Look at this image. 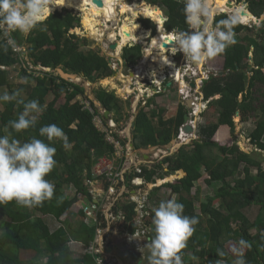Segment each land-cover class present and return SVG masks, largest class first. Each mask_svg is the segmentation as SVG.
<instances>
[{
  "label": "trees",
  "instance_id": "1",
  "mask_svg": "<svg viewBox=\"0 0 264 264\" xmlns=\"http://www.w3.org/2000/svg\"><path fill=\"white\" fill-rule=\"evenodd\" d=\"M147 1L148 4L164 8L167 18L164 29L167 32L188 30L181 0ZM240 2L247 4L248 11L255 18L262 16L264 0H238ZM223 16L224 14L216 16V19H222ZM143 17L151 19L148 15ZM147 25L149 24L142 22L143 27L147 28ZM79 26L78 17L69 12H56L25 38H21V33H15L16 43L19 46L26 44L27 58L32 61L31 65L50 68L53 70L51 73H28L21 53L14 52L12 47L7 53L0 51V89L5 87L9 93L15 91L9 78L16 73V76L26 82L17 88L22 90L20 98L25 101L36 99L46 106L39 116L36 128L15 134L16 138L21 142L33 135L44 139L38 136L39 127L56 124L63 129L72 145L71 148L64 149L62 141L50 142L57 149L54 157L57 164L45 177L55 185L51 200L33 208L18 206L14 201L0 206V231L4 233L0 236V264H94L89 254L84 252L76 258L69 247L71 242H77L86 249L95 238L96 226L93 222L85 223L81 211L76 214L77 220L74 223L63 221L61 226L49 233L38 217H48L57 222L69 213L76 200L70 198L73 192L87 195L86 183L101 179L93 174L98 160L103 157L114 158L115 154L113 145L106 141L105 134L94 125L92 114L80 102L82 99L87 100L83 87L64 81L55 72L61 68L63 72L82 76L90 83L112 75L107 61L97 51L88 50L85 53L80 50L82 46L90 44L89 40L78 39V36L69 34L70 30ZM255 29L240 24L235 27L236 36L244 32L254 33L258 42L245 47L239 44V38V43L229 46L220 54L223 57L222 74L203 82L201 92L204 101L216 95L219 98L209 101L207 110L201 115L203 118L210 116V119L205 123L204 118V123L198 125V139L182 145L161 162L156 161L149 166L140 165L138 174L132 169L124 175L130 190L135 188L131 185L134 177L141 178L143 185L151 186L143 208V212H147L144 226H150L154 214L147 205L152 203L158 206L160 201L170 198H175L184 205V215L198 218L196 230L181 253L184 264H232L235 256L229 253L225 245L232 242L237 246L240 239L251 245L245 249L247 264H264V158L257 161L241 152L235 143L220 145L213 140L221 126H227L230 134L234 132L233 117L238 112L240 123L246 125L241 128L244 136L255 149L264 153V19L260 27ZM141 56L140 45L122 49L121 57L128 67L137 65ZM18 64L19 68L9 70ZM172 89V86L166 88ZM176 89L177 87L173 90ZM93 94L95 100L113 115L112 119L119 125L124 117V105L129 102L123 104L113 92L103 88L95 89ZM158 95L162 96L154 95V99ZM59 100L62 102L59 103ZM89 103L94 106L91 101ZM0 104L2 134L3 127L18 116L23 105L15 101ZM163 112L153 105L152 98L138 109L132 123L134 150H163L175 143L187 109L184 104L178 103L176 114L168 119H163ZM181 170L185 172V176L181 178L182 173L176 172L181 179L174 184L156 185L166 176ZM202 170L207 175V179L202 181L204 187L214 190L208 195L204 193V200L200 203V190L196 185L202 178ZM216 201L218 206L214 207ZM253 205L260 209L251 221L245 210H250ZM136 207L134 202L122 201L115 203L112 209L116 217L120 213L118 218L121 220V231L130 236H134L140 229L134 221ZM217 249H222L226 255L218 256ZM22 252H32L33 258L38 261L23 260Z\"/></svg>",
  "mask_w": 264,
  "mask_h": 264
},
{
  "label": "clouds",
  "instance_id": "2",
  "mask_svg": "<svg viewBox=\"0 0 264 264\" xmlns=\"http://www.w3.org/2000/svg\"><path fill=\"white\" fill-rule=\"evenodd\" d=\"M181 2L183 3L182 11L184 16V22L188 26V30H173L171 32H167L164 29V23L167 21L166 17H163V19L165 20L162 23V28L164 32L172 34V38L169 41V43L171 42L174 45L172 47V54L175 55V53L180 52L183 54L184 57H187L193 64L191 63V66L188 68V70H185L184 74L180 73L179 71H175L176 69H174L173 72H170V70L168 69H171V66L164 67V69H167V73H164L165 77L163 78L165 80L164 85H175V82H180L182 78L181 81L184 87L179 89L177 88L175 90H178L179 96L184 97V95H189L191 93H197L199 96V94H202L201 85L203 84V82L207 81L212 76L215 77L220 75L222 71L219 74L214 75L211 73H207L203 69L199 70L196 66L204 64L208 60L219 56L220 54L224 53L229 46L234 45L236 43V34L234 30L235 27L239 24L242 26H247V24L241 23L243 19L244 10L237 6H232L230 8L224 9L223 18L217 20L216 16L218 14V7L216 5L215 0H181ZM50 5H52L51 0H0V32L3 33L4 37L3 40H0V51L7 53L10 47L16 46L15 37H12V33L18 32L27 35L31 33L35 28L42 25L47 19V17L50 15ZM253 19L255 20L257 18ZM258 20H260V18ZM250 23H252V25H254L255 27V21ZM119 39V35H117L113 41L110 40L111 43H109V46L111 44H114V42ZM125 44L119 47L121 51L125 47ZM132 46L134 45H130L129 47ZM166 49V52H171L170 50H168V48ZM111 52L115 51L111 50ZM113 54L116 55L115 53ZM146 54L147 51H144V55ZM22 56L27 58V53L23 51ZM140 60L141 59H139V61ZM120 61L121 66L125 64L122 58ZM139 61L137 65L128 67L127 72L121 71L117 69V67L115 68V70L112 67H108L111 70L112 75L110 77H107L106 79H114L113 81H117L115 77H118V73H120L121 75H119L118 79L125 81L127 80V83L129 81V89H131L133 92V89L131 88V83L136 76L135 74L137 73L138 67L140 66L141 68V75L137 74V77L143 76L142 74L144 72L141 67L143 66V62ZM116 64L118 66V63ZM10 68L9 70H11ZM46 69H49L50 71L45 73L53 72V70H51L50 68ZM58 69H56L55 71L56 74H58ZM169 74H172V76L170 77ZM178 74L180 75L179 79L177 78ZM197 75L202 78L200 80L199 87L196 81H188V78ZM73 76L74 80L76 79V77H81L84 79V77L82 76ZM69 83H74V81ZM192 85H194V87H192ZM153 89L155 90L154 94H159L162 91L161 87L160 91L159 89L155 88V83L151 90ZM108 92H113V94L116 96L114 90ZM21 93V89H16L12 93H9L7 90L0 93V103H8L15 101L17 104L23 105V110L18 114L15 119L9 120L7 122V124L2 129V134H0V206L14 201L18 206L25 208H33L41 206L43 202L51 200L54 196L55 185L45 178L46 176H48L49 173L52 172V170L57 164V161L54 159L57 149L56 147L52 146L50 142L55 140L62 141V146L64 149H69L72 147V145L69 142L68 137L64 133L63 129L57 126L56 124H48L39 127L38 136L44 139L37 138L36 135H33L26 141L21 142L20 139L16 138L15 134L26 132L29 129H35L38 124L39 116L45 111L46 108V106L41 105L40 102L36 99L25 101L24 99L20 98ZM124 93L131 94L126 93L125 91ZM147 93L148 94L144 95V97L148 96L147 100H149V97H154V94H150V91ZM85 96L87 97V100L85 99L86 101H91L93 103L94 109L91 105L90 106L94 111V115L100 116L102 124L108 126V123L112 122L114 124L113 129L116 132L123 131L125 136L126 129H122V127L120 126L121 121L119 122V125H117L112 119L113 115L111 113L109 115V120L105 121L102 118V115L106 109L102 108L101 105L97 108L94 104V101L96 100H92L86 94ZM198 96H195L196 100L195 98H190V108L187 107L188 100L185 101V104L182 103L185 105L187 109L186 114H188L190 118L188 124L192 120L198 121V117L200 118V116L207 110L209 101L214 99L210 98L209 100L204 101L203 97L200 98ZM116 97L118 98V96ZM188 97L189 96H186L185 99H189ZM128 100L129 99H126V101ZM132 103L134 104L135 101H132ZM203 103L206 104L203 105ZM196 104L203 105V107L199 108L198 112H196ZM135 109H137V105ZM193 111L196 112L195 116L192 115ZM134 118L131 120V123H133ZM202 123L203 122L200 121L197 124L200 125ZM182 127L183 124L180 127L181 130ZM180 129L177 141L183 140V134L181 135V137H179ZM192 129L193 133H185L182 130V132L187 135V137L185 138H191L188 143H191L193 140H195V138L196 140L198 139L196 135L197 129L195 131V126L192 127ZM120 140L122 142V145L126 144L124 143V137H122ZM174 145L175 146H173L172 148L178 150L182 145L187 144H177L175 141ZM176 146L178 148H175ZM131 148L133 149V146H131ZM254 150L257 149L254 148ZM259 153L263 152L259 151ZM166 156L168 155L162 156L159 162H161V160ZM116 161H118V164H116L117 166L120 164V161L122 163L123 159L120 160L119 158ZM140 165L128 167L129 171L133 169L136 172V168L139 169ZM173 173H176V171ZM134 179L140 180L141 185L134 186L131 184L135 187L134 189H131L132 191L138 190L144 186L141 178L134 177L132 180ZM160 182L161 181H159V183ZM160 185L161 183L158 186ZM127 189L129 188L127 187ZM121 201L122 200L116 203H119ZM123 201L129 200L124 199ZM153 213L154 214L151 221V225L153 227L151 228V231L154 233V235L152 237H149L148 230L147 237L149 238V240L147 241L146 245L144 237L141 235L138 236L144 240V243H142L143 247L148 249V264H184L181 253L182 250L187 247V242L189 238L193 236L196 230L195 225L199 223L198 218L195 216L190 217L184 215V205L178 202L175 198L160 201L158 206L153 209ZM118 217H120V213L119 216H117L116 218ZM137 225L140 227L139 224ZM140 229L136 232V234L140 233ZM3 234V231H0V236H2ZM130 237L133 238L134 236ZM132 242L133 244L135 243L134 240H132ZM250 247L251 245L246 240L240 239L238 241V245L232 247L231 249V252L235 256V259L232 261V264H247L244 258L245 249ZM217 255L220 257H224L226 253L222 249H217Z\"/></svg>",
  "mask_w": 264,
  "mask_h": 264
},
{
  "label": "rangeland",
  "instance_id": "3",
  "mask_svg": "<svg viewBox=\"0 0 264 264\" xmlns=\"http://www.w3.org/2000/svg\"><path fill=\"white\" fill-rule=\"evenodd\" d=\"M53 1L56 2V3L53 6H51V8H53V7H55V8H53L50 11V15L47 17V19L50 16H52L54 13H56V12H60V13L69 12L71 15L78 17L79 20H80L79 28L70 30L69 34L78 36V39L86 38L90 42L89 45L82 46L80 48V50L85 52V53L88 50H93L94 52L97 51L99 56H101V57L103 56L104 58L110 59L111 61H112L113 58L116 57V55L113 54V53H116V51L115 52H111V50L108 48L109 43H111L110 42L111 39L109 38V35L110 34H114V35L117 36L118 35V31H119L118 27L122 26L123 23L128 24L130 26H134L135 24H138L140 26L138 30L143 34V39L141 40L139 32H137V33H135V36H136L137 39H134V41L133 40L132 41L130 40V41L132 42L131 44H133V45H140L141 46L142 56H141V58H140L141 60L139 62H143V66H141V67L144 70V72L142 74L143 76L137 77V74L139 72H141V68L139 66L138 69H137V73L135 74L136 76H135V78L133 79V81L131 83V88L133 89V92H132L131 89H129V84H130L129 81L127 83V80L125 81V80L118 79L119 75H121L120 73H118L119 74L118 77L117 76L115 77L117 81H112V80L109 79L111 81L110 82L108 80L110 83L107 82V81H104V80H107L106 78L105 79H101V80H96L93 83L87 82L86 80H84L81 77H76V79L73 80L75 84L80 85L81 87H83V89H85V94L88 97L93 98L94 90L97 89V88H103V89H106L107 91H113L114 90L116 96H118V99L120 101L122 100L121 101L122 103L126 99H129L130 103H132V101H135L134 104H130V105L126 104V106L124 105V107H125L124 108V116H127V115L128 116H127V118L126 117L123 118V120L120 122L121 123L120 126L122 127V129L125 128L127 130L128 127L131 124V120L134 118V114L133 113H137L139 108L145 106L143 101L146 100L148 98V96L144 97V95L148 94L147 93L148 90L150 91V93L152 92V90H151L152 86H150V82L148 81L149 84L143 83L146 80H142V79L144 77L148 78L147 80H149L150 78L153 79V75L155 77L156 71H157L156 69L159 68L158 67V61H159L161 55H163V56L167 55V56H170V57L173 56V54L171 55L172 51L170 53H168V52H162V51H159V50H155V51L150 50L149 55H147V54L144 55V51L148 52V46H149L150 42L155 38L154 36L156 34H158L157 33L158 29L156 28V23L154 22L155 23L154 24L151 21L152 19H148L146 17H143L144 16L143 14H138V15L132 17L127 12H124V14H122V15L118 14L114 18V20L113 19L110 20L107 23V25H105L104 16L103 15H99L96 20H97V22L99 24L100 23L104 24V26H102V27L101 26H97L96 29H98V33L95 36H93L91 33L87 32L84 29L83 24H82L83 9L78 8V6L76 5L74 0H53ZM111 1H112V6L115 7V11L114 12H116V10L119 12V8H120V5H121L120 4V0H111ZM126 1L127 2L129 1L131 3L134 2V5L136 7H139V6L143 5V4L146 5V3H148L147 0H122V3L125 4ZM231 1L233 2L234 6H237V7L241 6L245 10H247V4H245L243 2L238 3V0H231ZM62 4L66 5L67 7L66 6H60ZM58 6H60V7H58ZM58 9H61V10H58ZM159 10L161 12L162 17H166L165 11L163 10V8H159ZM221 14H224V13H219V14H217V16H220ZM261 19H264V12H263L262 16L260 17V20ZM253 21L254 20L251 18L250 21H248L245 24H247V26H249V27L252 26L254 28V25H252V23H250V22H253ZM142 22H145V23L149 24V25H147V28L142 26ZM254 24H255V28L258 29L260 27V25H261V22L254 23ZM153 26H154V28H153ZM19 35L21 36V38H25V36H27L29 34H27V35L19 34ZM139 38H140V40H139ZM239 38H240V43L237 41ZM235 39H236V43L243 44L245 47L251 46V45L255 44V42H258L257 39L254 37V33H246V32H244V33H241L240 35H237V36L235 35ZM2 40H3V36H2ZM117 41H119V40H117ZM26 50H27V46H26L25 43H23V45L21 46L19 51L22 54L23 51L26 52ZM249 50H250L249 51V57H251V48H249ZM119 52L121 54V50L120 49L117 51V53H119ZM24 60H25L26 63H29V64L31 62L30 59H28L26 57H24ZM113 61L115 62V59H113ZM175 61H178V63H179L178 71L181 72L182 74H184L185 70H188V68L191 66V63H192L187 57H184L183 54L180 53V52H177V55L175 57ZM172 65L174 66V61H172L170 63L171 67H172ZM222 65H223V57L219 55V56H217V57H215L213 59L208 60L205 63V65L203 66V68H202V64H201L200 67H198V66H196V67L199 70L204 69L207 73H211V74L217 75V74H219L222 71ZM185 67H186V69H185ZM118 68H120V67L117 66V69ZM175 68H176V66H174L171 69H175ZM163 69H162L161 73H164V72L166 73L167 69H164L165 71ZM125 72H127V71H125ZM140 75H141V73H140ZM169 75H170V77L172 76V74H169ZM130 77H132V76H130ZM160 77L163 78L164 76L161 75ZM203 77H205V76H203ZM177 78L178 79L180 78L179 74L177 75ZM201 79L202 78L199 75H197V76L188 78V81L189 82L190 81H196V83L198 84V87H199ZM24 80L25 79H22L18 75L16 76V73L12 74V76L9 78V81L11 82V84H13L12 86L14 88H16V89L19 86L25 85L24 83H26V82ZM118 80H120V81H118ZM181 80H182V78H181ZM181 80H180V82L177 81L178 83L175 82V86L178 89L181 88L182 85H183ZM5 90H7L5 87L1 88L0 89V93H2ZM124 91L126 93H131V92L132 93L131 94H125ZM173 91H175V90H173ZM174 93H175L174 95L177 97V99H175L174 102L178 101V103L181 102V103H184V104H185V101L190 100V98H195L196 95L198 96L197 93H191L189 95H184V97L183 96L181 97V96H179L178 90L176 92H174ZM186 96H189L188 97L189 99H185ZM23 97H25L24 94H23ZM129 100L126 101V102H129ZM137 101L139 103H138L137 109H135V107L137 105ZM59 103H61V100H59ZM205 104L206 103H203V105H205ZM200 105H202V104H200ZM255 105H256V103H255ZM198 106L199 105H197V107ZM131 107L133 108V113H132ZM1 110H2V106L0 104V111ZM169 113H172V110H170ZM210 114L213 116L212 112H210ZM210 114H208V115H210ZM207 119L208 118H205V123L207 122ZM201 120H202V117L200 118V120L198 119V121L192 120L193 123H195L194 124L195 131H196V129L198 130V124L197 123H199ZM202 122L204 123V121H202ZM237 122H238V118L233 117V123H237ZM225 130L227 132V127H225ZM228 130H229V128H228ZM244 133H245V130H244ZM231 135L229 133V137H231V140L229 141V143L232 142L231 144H233V143L237 144L238 148L241 150V152H243L244 154H246L249 157L255 158L257 161H262L261 159L264 158V154L263 153H259V151H257V150H254V147L252 145H250L249 140H247L246 136H244L243 130H241L240 128L235 127V130H234V132ZM214 136H215V134H214ZM195 140H196V138H195ZM214 141H216V140L214 139ZM216 142L221 143L219 138H218V141H216ZM176 143L180 144V143H182V140H180V141L176 140ZM186 144L188 145L190 143H188V141H187ZM222 145H225V144H222ZM171 147H172V145H171ZM170 148L163 149V150L157 149V148H153V149L150 148L151 150L147 149V150L144 151V153L150 157L149 161H151V160L159 161L162 158V156L170 154L169 150L173 149V148H171V149ZM129 149H132V148L130 147ZM176 151H177V149L174 150L173 152H176ZM136 152H135V158L138 159L141 163H143L142 162L143 159L140 157V152L139 151H136ZM251 152H254V154H251ZM114 158L116 160L119 159L118 157H115V156H114ZM110 159H112V158H110ZM116 160L113 161L114 165L118 164V161H116ZM144 164L145 163H143L141 165H144ZM202 174H203L202 178L200 179V181L197 182V185H196L197 189L200 190V195H199V202L200 203L204 200L203 196L205 194L208 195V194H210V192H212L214 190V188H206V187H204L202 181L207 179V175L203 172V170H202ZM252 174H255V173L253 172ZM172 177H173V180H171ZM181 178H183V177H181ZM181 178H180V176L177 173H175V174L173 173L172 175L166 177L160 183L162 184V183H165V182H169L171 184H174L177 180H179ZM174 179H177V180H174ZM160 183L158 182L157 186ZM105 186H106L105 182H102L100 180L99 181H95V182H93L91 184L90 190L92 192H94V194L96 196L97 194H100L101 192L105 191ZM213 187H216V186H213ZM146 188H149V187L147 185H144L140 189H146ZM149 189H148V191H149ZM166 190L169 191L168 188ZM148 191H147V194H148ZM137 193H139V192H137ZM77 194L78 193L76 191H74L72 196H70L71 200H74L76 198ZM139 194H141V190H140ZM143 196H144V194H143ZM146 197L147 196H144L143 198L146 199ZM164 197L166 198V196H164ZM122 200H124V199H122ZM82 201L84 203H87L86 199H82ZM74 205H75V200H74V203H73L72 207H74ZM147 206H149L147 208H149L151 210H153L156 207L152 203H149V205H147ZM217 206H218V202L216 201V202H214V207H217ZM72 207H71V209H72ZM197 209H198V207H197ZM259 209L260 208H258L257 206L253 205V207H251L250 210H248V211L245 210V213L248 216V218L252 221L255 218V216L257 215V212H258ZM68 212L69 213L65 214V216H68L67 218L64 219V217H62L57 222L55 220H52L51 218H48V217H41V216H38V217L40 218V221H41L44 229L49 233V232L55 230L58 226H61L63 224V221L67 222V223H74L77 220V215L73 211H68ZM143 214H147V212L146 213L143 212ZM145 217H147V215H145ZM24 226H20V227H24ZM120 226H121V220L116 218L114 223H113V225H112V227H111V230L109 231L111 233L110 235H112L113 229H117L118 228V229L121 230ZM133 238L136 239L135 237H133ZM125 242L122 243L123 246L127 245V243H125ZM234 246L235 245L232 242L227 243L225 245L226 249L229 251L230 254H232V256H234V254L231 252V249ZM83 248L84 247L81 244L80 245H76V244H73V243L70 244V249L73 251V253L76 254V255H74V257L77 256L76 258H78L81 254L84 253L85 248H84V251L82 253ZM135 255L136 256L137 255H141V253L139 251H136ZM147 255H149L148 251H147ZM21 258L23 260H31V259L32 260H37V259L33 258V253L32 252H22L21 253Z\"/></svg>",
  "mask_w": 264,
  "mask_h": 264
},
{
  "label": "built area",
  "instance_id": "4",
  "mask_svg": "<svg viewBox=\"0 0 264 264\" xmlns=\"http://www.w3.org/2000/svg\"><path fill=\"white\" fill-rule=\"evenodd\" d=\"M0 34L1 36H3L2 32H0ZM12 37L14 38L13 33H12ZM164 43L168 44V42H164ZM20 48L21 46H19L17 43L15 47H12L13 51L16 53H21L19 51ZM115 64H112V68L114 70L117 66V64L116 66ZM24 67H27L28 73H33L38 71H42L45 73L50 71L49 69L42 68L40 66L37 67L31 66L29 63H25ZM34 76L36 75L34 74ZM78 99L80 98L78 97ZM80 102L84 104L88 112L93 114V122L95 126L98 127L100 131H102L105 134L106 141L112 144L115 149L114 156L118 157L119 155L117 154V152H121L124 147V145H122V142L120 140L122 137H124V132L123 131L116 132L113 129L114 124L112 122H109L108 126L103 125L100 116L94 115V111L91 108L89 102L86 100L84 101L81 100ZM192 115L195 116L196 112L193 111ZM189 124L192 127H194L195 123H193V121H190ZM182 134L184 135L182 138L183 139L182 144H186L187 141H189L191 138L188 139L185 138L187 137V135L184 134L180 129L179 137H181ZM113 160L114 159H110L108 157H103L100 160H98V162L96 163L93 169V174L101 178L95 181L100 180L102 182H105L106 184L105 191L95 196L94 192L90 190L91 184L95 181L92 182L88 181L85 186L87 195L78 193L75 201V205H77L78 208L76 212L78 213L81 211L83 213L84 222L85 223L93 222L94 225L96 226L95 238L88 244V246L85 249V253L89 254L93 258L94 264H120L110 254L111 233L109 231L111 230V227L116 219L112 209L114 208L115 203L122 199H127L129 201L134 202L137 205L136 211L137 212L141 211L139 217L137 216L138 220L136 221L135 219V222L139 224L141 227L139 231L140 233L134 235V237H138L139 235L143 236L145 239V245L149 240V238L147 237V233L149 229L148 227L143 225L145 219L144 216L145 214H143L145 199L140 202V199L143 198L139 197V194L137 193L138 190L132 191L127 189L126 181L124 179V174L126 173V171H129V168L124 167L123 161L122 163L120 161L119 162L120 164L117 165V167H114ZM120 160H122V157H120ZM136 172L140 173V170L136 168ZM131 181H132L131 184L134 186L141 185V181L138 179H134ZM92 193L94 195H92ZM84 197L88 198L87 203H84L80 200L81 198Z\"/></svg>",
  "mask_w": 264,
  "mask_h": 264
},
{
  "label": "crops",
  "instance_id": "5",
  "mask_svg": "<svg viewBox=\"0 0 264 264\" xmlns=\"http://www.w3.org/2000/svg\"><path fill=\"white\" fill-rule=\"evenodd\" d=\"M55 8V7H53ZM51 9V7H50ZM57 9V8H56ZM55 10V9H54ZM77 29V28H75ZM13 35H15V33H13ZM172 55V53H171ZM177 55V53H175V55L171 56V62L174 61V57ZM251 58V57H250ZM193 64V63H192ZM205 65L202 64V68L203 66ZM174 66H176V70L175 71H178V67H179V63L178 61H174ZM249 67H251V65H249ZM164 70V69H163ZM170 70V72L174 71V69H168ZM204 70V69H203ZM165 71V70H164ZM263 72H264V69H263ZM165 73V72H164ZM164 73H161V74H156L155 77L153 75V79H149L147 80L148 78H143L142 80H146L144 81L143 83H148V81L150 82V86L153 87L154 83H155V88L159 89L160 91V87L162 89V91L159 93V94H162V96H156V98L154 99V97L152 98L153 100V105H155V107H157L158 109L160 110H163V114H162V117L163 119H168V118H171L173 117L175 114H176V108H177V104H178V101L174 102L175 99H177V97L174 95L176 91H173V89L176 87L175 85H170L173 87L172 90H166V87L169 88L170 86H168L167 84L164 85V82L165 80L163 79L165 77V74ZM167 73V72H166ZM181 73V72H180ZM163 74V75H162ZM222 74V73H221ZM220 74V75H221ZM164 76L163 78H161L160 76ZM61 78V77H60ZM161 79V80H160ZM163 79V80H162ZM112 81L114 79H111ZM141 80V81H142ZM111 82V81H110ZM142 83V84H143ZM151 87V88H152ZM184 86L182 85L181 88H183ZM85 90V89H84ZM149 92V90H148ZM155 93V90L153 89L152 92L150 94H154ZM154 95H157V94H154ZM169 95V96H168ZM152 96V95H151ZM168 96V98H166ZM198 97H203L202 94H199ZM91 98V97H90ZM93 98H94V94H93ZM91 98L92 100H95V98L93 99ZM166 98V100H165ZM215 100L219 98V95H216L213 97ZM148 99V98H147ZM146 99V100H147ZM150 99V97H149ZM146 100H144V104L146 103ZM122 101V100H121ZM149 101V100H148ZM62 102V101H61ZM124 103H126V100H124ZM130 103V101H129ZM138 101H137V106H138ZM130 104H133V103H130ZM131 110H132V113H133V108L131 107ZM170 110H172V113H169ZM134 114V117L136 116L137 113H133ZM125 117V116H124ZM123 117V118H124ZM202 116H200L201 118ZM236 117V116H235ZM200 118L198 117V119L200 120ZM208 119H210V116L207 117ZM238 118V122L237 123H234V126L237 127V128H242L246 125L240 123V117H236ZM123 120V119H122ZM201 121H204V118L202 117V120ZM121 124V123H120ZM225 127L227 126H221L215 133V136L213 137V140L215 139L216 141H218V138L219 140L221 141V143H218L220 145L222 144H225V145H230L232 142L229 143V141L231 140V137H229V133H230V130H228V127H227V132L225 130ZM231 135V134H230ZM232 136V135H231ZM132 123L130 124V126L128 127V129L125 131V136H124V143H126L122 149L121 152H117V154L119 155L118 158L122 157L123 159V165L124 167H134L135 165H140V164H143L145 163L144 165L146 166H149L151 164H153L154 160H151L149 161L150 157L148 155H146L144 153L145 150L147 149H140V150H133V149H129L131 146H133L132 144ZM215 141V142H216ZM174 145L172 144V147ZM171 147V148H172ZM175 148H178L177 146ZM153 149V148H152ZM148 150H151L150 148H148ZM157 150V149H156ZM136 151H139L140 152V157L143 159V163H141L138 159L135 158V152ZM137 153V152H136ZM115 160V159H114ZM148 160V161H147ZM125 162V163H124ZM114 167H117L116 165H114ZM178 172V171H176ZM182 173V176L181 177H184L185 176V172L184 171H179ZM125 179V178H124ZM149 188H151V186L147 185ZM149 188H146V189H138L137 192L140 193V190H141V194H139V197H144V196H147V191ZM149 192V191H148ZM144 194V196H143ZM92 195H94L92 193ZM77 197V195H76ZM95 197V196H94ZM96 198V197H95ZM82 199H86L88 201V198L87 197H84V198H81L80 200L82 201ZM145 198L143 199H140V202L142 200H144ZM146 200V199H145ZM123 201V200H122ZM121 201V202H122ZM83 202V201H82ZM145 204V203H144ZM76 206V207H75ZM77 205H74V207H72V209L70 211H73L75 214H77ZM139 212V211H138ZM136 213V217L140 215L141 211L139 213ZM64 219L67 218L68 216H63ZM136 221L138 220V217L136 218ZM120 220V219H119ZM59 227V226H58ZM118 229V228H117ZM113 229V232H112V235H111V241H110V254L120 263V264H148V255H147V251L148 249L143 247V244L144 243V240L141 238V237H135L136 239L134 238H131L129 235H127L126 233H124L123 231H121L120 229ZM132 240L135 241V243L133 244L132 243ZM126 241V242H125ZM125 242L127 243L126 246H123L122 243ZM73 244H76V245H80V243H77V242H71ZM70 243V244H71ZM70 244H69V247H70ZM82 245V244H81ZM84 251V248L82 250V253ZM136 251H139L141 253V255H135ZM85 252V251H84ZM81 254V253H80ZM74 255H76L74 253ZM77 257V256H76Z\"/></svg>",
  "mask_w": 264,
  "mask_h": 264
},
{
  "label": "bare ground",
  "instance_id": "6",
  "mask_svg": "<svg viewBox=\"0 0 264 264\" xmlns=\"http://www.w3.org/2000/svg\"><path fill=\"white\" fill-rule=\"evenodd\" d=\"M76 5L78 6V8L83 9V19H82V24L84 29L91 33L93 36H95L98 33V29H96L97 26H104V24L102 23H98L97 22V17L99 15H103L104 16V20H105V25H107V23L110 20H114V18L118 15V14H124V12H127L128 14H130V16H136L138 14H143V15H148L155 23H156V28L158 29V34L155 35V38L150 42L149 46H148V52L147 55H149L150 50H161L162 52H166L168 48V50L172 51V47L174 46L172 43H169V40L172 38V34L171 33H166L163 31L162 29V23L164 21L160 10L155 7V6H151L148 4H143L139 7H136L134 5V2H125V4L122 3V0H120V8H119V12L116 10L115 11V7L112 6V1L111 0H100L102 2V6H96L95 3L93 2V0H74ZM229 0H215L216 5L218 7V14L219 13H224V9L229 8L227 7V2ZM51 3L53 6L56 2H54L53 0H51ZM131 3V4H130ZM239 8H242L244 10V15H243V19L242 22L243 24L247 23L248 21H250V19L253 17L247 13V11L239 6ZM254 20V19H253ZM255 21V20H254ZM139 25L135 24L134 26H130L128 24L123 23L122 26L118 27V35H119V41H115L114 43L117 44L116 50L119 49V47L123 46L126 42L128 41H134V39H137L135 36V33L139 32V35L141 37V40L143 39V34L138 30L139 29ZM112 32V31H111ZM116 35L114 34H110L109 38L113 41L115 39ZM140 40V38H139ZM138 41V40H137ZM164 42H168L167 47L163 48L162 44H165ZM170 44V45H169ZM116 54V53H115ZM171 63V59L170 56H163L161 55L159 61H158V69H156V74H161L162 69L164 67H169ZM200 65H198V67H200ZM141 72H139L138 74L140 75ZM163 75V74H162ZM160 76V75H159ZM152 77V76H151ZM154 78V77H153ZM162 78V77H161ZM74 79V78H73ZM161 80V79H160ZM104 81H108L104 80ZM110 83V82H109ZM197 105V104H196ZM203 105H199L197 107V111H199V108L202 107ZM173 180V177L172 179Z\"/></svg>",
  "mask_w": 264,
  "mask_h": 264
},
{
  "label": "water",
  "instance_id": "7",
  "mask_svg": "<svg viewBox=\"0 0 264 264\" xmlns=\"http://www.w3.org/2000/svg\"><path fill=\"white\" fill-rule=\"evenodd\" d=\"M93 2L95 3V5L96 6H102V2L100 1V0H93ZM228 4H227V7H232V6H234L233 5V3L231 2V1H228L227 2ZM247 11V13H249L252 17H253V15L248 11V10H246ZM244 15V14H243ZM253 18H255V17H253ZM165 20V19H164ZM263 19H261L260 21L258 20V19H255V23H258V22H261ZM170 41V40H169ZM171 43V42H170ZM170 45V44H169ZM162 46L164 47V48H166L167 47V45L166 44H162ZM116 47H117V44L116 43H114V44H111L110 46H109V49L110 50H115L116 49ZM250 58V57H249ZM13 68H19V65H15V66H13V67H11L10 69L12 70ZM57 73H58V75L61 77V79H63L64 81H67V82H72L74 79V76L73 75H70V74H67V73H65V72H63L61 69H58L57 70ZM168 86L170 85V84H167ZM192 87H194V85H192ZM189 102H190V100H188L187 101V107L188 108H190L191 107V105L189 104ZM94 104H95V106L98 108V107H100V104L97 102V101H94ZM100 110H101V108H100ZM110 112L108 111V110H105L104 111V113H103V115H102V118L105 120V121H107V120H109V118H110ZM235 116L236 117H238L239 116V113L238 112H236L235 113ZM190 120V118H189V116H188V114H185L184 116H183V127H182V130L185 132V133H193V129H192V127L188 124V121ZM175 149L173 148V149H171V150H169V153L171 154L173 151H174ZM153 226L150 224V226H149V237H151L152 236V234H153V232L151 231V228H152Z\"/></svg>",
  "mask_w": 264,
  "mask_h": 264
},
{
  "label": "flooded vegetation",
  "instance_id": "8",
  "mask_svg": "<svg viewBox=\"0 0 264 264\" xmlns=\"http://www.w3.org/2000/svg\"><path fill=\"white\" fill-rule=\"evenodd\" d=\"M232 2V1H231ZM233 3V2H232ZM146 4H148V3H146ZM148 5H151V4H148ZM151 6H155V7H159V8H163V7H161L160 5H151ZM158 8V9H159ZM163 10H164V8H163ZM153 21V20H152ZM263 21V20H262ZM132 42L131 41H129V42H127L126 44H125V47H129L130 45H133V44H131ZM119 50V49H118ZM118 50H114V51H116V57H115V62L116 63H118V66L120 67V68H118L119 70H121V71H127L128 70V66L126 65V64H123L122 66H121V58L122 57H120L121 55H122V51H121V54H120V52L119 53H117V51ZM120 55V56H119ZM103 57V56H102ZM104 58V57H103ZM106 61H107V64H108V67L109 68H111L112 67V64H115V62H113V61H111L110 59H106V58H104ZM115 66H116V64H115ZM117 67V66H116ZM198 105V104H197ZM175 180V179H174Z\"/></svg>",
  "mask_w": 264,
  "mask_h": 264
}]
</instances>
